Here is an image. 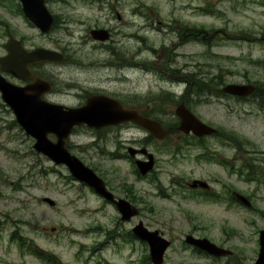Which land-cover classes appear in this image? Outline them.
Returning a JSON list of instances; mask_svg holds the SVG:
<instances>
[{"label": "rangeland", "instance_id": "374dc122", "mask_svg": "<svg viewBox=\"0 0 264 264\" xmlns=\"http://www.w3.org/2000/svg\"><path fill=\"white\" fill-rule=\"evenodd\" d=\"M85 1L52 2L57 25L46 36L0 10L7 22L0 32L23 36L29 48L45 47L66 56L42 66L55 82V100L76 106L79 98L98 90L116 93L135 106L152 99L151 119L173 131L146 146L155 164L145 178L121 157L127 146L143 147L145 129L132 124L97 139L93 130L79 126L66 139L69 151L107 180L117 196L128 195L123 187L131 186L139 213L126 223L115 208L73 179L65 165L36 152L34 139L0 98V264H150L144 262L145 242L120 236L138 221L170 240L163 264H252L258 232L264 229V183L254 181L261 177L254 169H249L251 181L242 175L250 162L264 174V108L255 96L240 102L214 91L227 83L249 82L256 95L263 93L264 8L242 0H106L117 4L113 13L106 5L98 8ZM94 28L117 32L105 43L89 33ZM5 41L0 37V56ZM101 43L111 44L117 55ZM124 60L134 63L123 70L125 78L113 66ZM166 66L173 69L170 79L157 78L154 71ZM200 80L212 91L186 94L188 83ZM181 101L217 129L216 136H205L214 154L208 160L196 157L203 150L185 139L187 134L174 132ZM193 179L205 180L216 195L191 194L186 182ZM229 189L249 196L252 206L229 201ZM186 234L206 237L233 255L213 258L195 252L183 242Z\"/></svg>", "mask_w": 264, "mask_h": 264}, {"label": "water", "instance_id": "95a60500", "mask_svg": "<svg viewBox=\"0 0 264 264\" xmlns=\"http://www.w3.org/2000/svg\"><path fill=\"white\" fill-rule=\"evenodd\" d=\"M25 12L42 31L49 29L52 17L44 7L43 0H38L34 8H25ZM90 34L95 39H108L106 29H93ZM6 50L8 54L0 58V70L21 78H26L25 75H27L30 64L63 59V56L58 52L45 48L24 50L18 41L12 39L8 40ZM45 85H47L46 82L37 79L30 85L18 87L0 76L1 99L12 110L16 122L35 139L33 148L37 152L47 156L56 164L63 163L73 178L87 184L104 198L114 201L121 214V220H128L135 216L138 213L137 208L125 199L114 200L112 193L106 189L104 181L68 151L65 147V139L69 136L72 128L80 124L98 129L105 125L132 121L159 138L167 132L158 121L142 117L134 110L124 109L117 100L104 95L90 96L86 103L80 107H66L46 102L40 98L47 87ZM253 90L252 84L228 83L221 88L223 93L236 96L250 95ZM175 114L179 118V124L176 127L179 131L192 132L196 136L211 135L216 132L215 128L200 121L183 102L177 105ZM48 134H53L56 138L55 141L50 140ZM129 150L130 155L133 156L135 150ZM140 152L144 153L145 149H141ZM135 162L139 172L145 174L152 168V154H148L147 161L136 159ZM191 186L193 187V184ZM235 197L245 205H251L244 196L235 194ZM42 200L51 206L54 205V201L48 197H44ZM132 230L139 239L148 244L152 264H162L164 253L170 242L157 230H148L141 222ZM258 240L259 251L252 264H264V229L259 231ZM184 241L214 256H227L232 253L205 237L198 238L187 234Z\"/></svg>", "mask_w": 264, "mask_h": 264}, {"label": "flooded vegetation", "instance_id": "af4514ba", "mask_svg": "<svg viewBox=\"0 0 264 264\" xmlns=\"http://www.w3.org/2000/svg\"><path fill=\"white\" fill-rule=\"evenodd\" d=\"M37 1L38 0H0V10H2L3 12H5L7 15L16 16L22 23L26 24L27 27H29V28L37 31L39 35L46 36L47 33H42L40 31V29L38 27H36L34 25V23L31 22V20L29 19V17L27 16V14L25 12V8H28V7H33L34 8L37 5ZM54 1H56V0H44V4H45L46 9L52 15V24L50 26V31L52 29H55V26L57 25V14L52 9L49 8V7L52 6V2H54ZM59 1L60 0H57V2H54V3L55 4L56 3H60ZM248 2H250V3L252 2L253 4L259 5V6H261V7L264 8V0H242V3L243 4H246ZM85 3L87 5H90V6L91 5H96L98 8H101L104 5H106L108 7L107 9L109 11L112 10L113 13H114L113 10H115L117 8V4L109 3L106 0H86ZM115 16L120 21V18L121 17H120V15L117 12L115 13ZM2 25L3 26H7V22H5L4 20H2V18H0V26L3 27ZM95 29H106V28H95ZM50 31L48 33H50ZM107 31H108L109 39H108V42H105V43H110L111 42L110 41V38L113 35H115L114 34V31L117 32V29L116 30H113V29L107 28ZM89 33H90V31H89ZM118 33L120 34L119 31H118ZM123 33H124V31L122 32V34ZM125 35H127V34H125ZM191 35L196 36L195 34H191ZM4 36L6 37V41L3 44V49H4V54L3 55H6V53H7V51H6L7 44L6 43H7L8 39H10L11 37L14 38V39H16V40H18L22 44L23 48L26 49V50H31V49L35 48V46L32 47V48L27 47L25 45V43H24L25 42V39H24L23 36H17V38H15L13 36V34H11V33L8 32V30H6L5 32H0V37H4ZM263 36L264 35L261 36V39L264 38ZM112 43H113V40H112ZM101 44H103L102 46H100L101 48H105L108 51H111V53L113 55H117V50H114L113 48H111L110 47L111 44H107V45H105L104 43H101ZM3 55H1V56H3ZM165 57L166 58H165L164 64H167L169 66L170 59H168V55H166ZM43 64L44 63L31 64L29 66V70H30V73L28 75L29 77L26 78V79L17 78L14 75H12L10 73H7V72H2L1 74H2V76L7 81H9L10 83H12V84H14L16 86L29 85V84L33 83L38 78L43 79V80H45V81L48 82V84H49L50 87L47 90V92H45V93H43L41 95V98H43L44 100L50 101V102H59L58 100H55V92H56L55 82H54V80H53V78L51 76L46 75L45 71L42 68ZM129 64H134V63H131L129 61L124 60V61H121L120 63H118L116 65H113V66H116L117 71L119 72V75L121 77H124L125 78L126 75H124L122 73L124 72L123 71L124 69H128L127 66ZM105 65H107V64H105ZM111 69H112V67H111ZM172 70L173 69L169 70V67L166 66L162 70H155L154 72L157 75V78L163 79V80H167V79H170L171 73H173ZM174 78L177 79L179 77L178 76H175ZM245 83H247V82H245ZM96 93L105 94V95H108L110 97H113V98L117 99L124 108L134 109V110L137 111L138 114H140V115H142L144 117H150V118H152L151 111H150V108L153 105L152 99H147L145 101H141V102H139V104L140 103L142 104L141 106L140 105L135 106V105L130 104L129 99L122 98V97H120V95H118L116 93L98 90V92H95L93 94H96ZM231 97L234 98V99H237L240 102L252 101V99L249 98V97H235V96L234 97L231 96ZM86 99H87V97L84 98V100H82L81 98H79L78 99L79 100L78 101V104H76V106H79V105L84 104L85 101H86ZM256 100L258 101L259 107L264 108V99H256ZM61 104H63V103H61ZM142 106H145V108L142 109L141 108ZM132 124L133 123H131V122H124L122 124L115 125V126H111V125L110 126H104L101 129L97 130V137L99 139L101 137V134L106 133L108 130L122 128V127H125V126H131ZM133 125H135V124H133ZM166 130H167L168 133L163 138H157V137H153L150 134H147L141 140V143H142L143 147H141L139 149L146 148V146L152 140H155L154 138H156L158 140L165 139L168 136V134L173 131L172 128H167ZM174 132H179V131H176V129H174ZM149 136H151V138H149ZM186 138L192 140V142L195 143V146H197L198 148H201L203 150V152L200 153L201 154V156H200L201 159L208 160L211 156H214V154L210 152L209 147H207L206 144H205V142H206V140H205L206 137L205 136L204 137H195V136H193L191 134H187V135H185V139ZM201 143L203 145H200ZM131 148L132 149H137L136 147H133V146H127L125 153L124 154H121V157L129 158L130 161H131L130 163H132V165H134L133 159L129 156V152H130L129 149H131ZM135 153H136V151H135ZM112 155H116V154L113 153ZM144 155L141 154L139 156H141L142 159H144L147 156L146 154H144ZM196 157H198V156H196ZM154 164H155V159H154ZM225 164L227 165L228 163L225 162ZM249 169H254V173H256V175H260L261 176L260 179L257 180L258 183H264V174L261 175V172H260L261 171L260 170L261 168L259 166H255V164H253V162H250V163H247L246 164V170H248V171H246L242 175L243 177H245V178H248V177L249 178H253L254 177V176H252V173L250 172ZM150 172H148L146 175H148ZM145 176H144V178H145ZM255 179H257V178H255ZM194 181H196V182L193 183ZM105 182H106V187H107L108 191H110L114 195L115 198H124L127 201H129L132 204H135L137 206V201L134 198V193H133V189L131 188V186H128V187L125 186V187H123L124 189H126V192L128 193V195H126L125 197H122V196H117L116 195L115 190L113 189V187H111L109 185V183L107 182V180H105ZM205 182H206L205 180L193 179L190 182H186V185L188 187L187 189H188V191L191 194H194L195 196L200 195V196H203L205 198L211 197V196H215L216 194H214V191H211L210 185L207 182L205 184ZM192 184H193V187L191 186ZM226 191H227V196H229V197H225V198H227V199L229 198V201H233V200L236 201V199L233 196V192L234 191L233 190H230V189L229 190H226ZM99 198L103 201V203H106V204L112 206L113 208H115L117 210L116 203L114 201L106 200V199H104L101 196ZM247 198L249 199V196H247ZM236 202H238V201H236ZM117 212H118V210H117ZM118 214H119V212H118ZM131 219L132 218L128 219L127 221H122V222L130 223L132 221ZM135 224L136 223L133 222L131 224V226H134ZM132 228L133 227H131V229H129L124 236L123 235H120V234H118V235H120L125 241L131 242V241H133L132 239H135L136 238L135 234L133 233ZM192 249L195 250V252H200V250L197 249V248H192Z\"/></svg>", "mask_w": 264, "mask_h": 264}, {"label": "trees", "instance_id": "16d2710c", "mask_svg": "<svg viewBox=\"0 0 264 264\" xmlns=\"http://www.w3.org/2000/svg\"><path fill=\"white\" fill-rule=\"evenodd\" d=\"M186 29V28H184ZM207 89L209 90L208 92L212 91L208 88V84H204L201 80L199 81V83L197 82H193L192 84L188 83L187 85V91H186V94H188L189 92H193L195 95H198L201 94V93H204L207 91ZM263 91V93H261V95H256V93H253L252 96H255V98L257 99H264V89L261 90ZM220 92V90H216L214 91V93H218ZM185 94V95H186ZM149 138H151V136H149ZM200 145H203L202 143ZM37 252V251H35ZM145 263H149V258L148 256H145V260H144Z\"/></svg>", "mask_w": 264, "mask_h": 264}, {"label": "bare ground", "instance_id": "6f19581e", "mask_svg": "<svg viewBox=\"0 0 264 264\" xmlns=\"http://www.w3.org/2000/svg\"><path fill=\"white\" fill-rule=\"evenodd\" d=\"M89 67H90V66H89ZM180 99L183 100V99H182V96L180 97Z\"/></svg>", "mask_w": 264, "mask_h": 264}]
</instances>
